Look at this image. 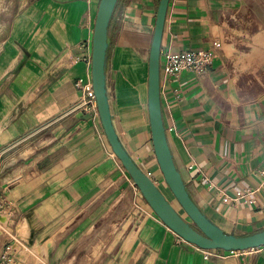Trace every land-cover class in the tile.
<instances>
[{"label":"crops","instance_id":"crops-1","mask_svg":"<svg viewBox=\"0 0 264 264\" xmlns=\"http://www.w3.org/2000/svg\"><path fill=\"white\" fill-rule=\"evenodd\" d=\"M100 1L0 0V264L6 255L10 264H264V247L206 260L169 229L114 154L99 113L78 108ZM159 1L119 0L106 75L122 144L160 188L139 103L148 109V83L131 64L153 35ZM261 40L264 0H170L162 54L216 41L223 49L205 73L162 76L168 143L194 202L237 236L264 230ZM245 188L258 190L257 203L235 202Z\"/></svg>","mask_w":264,"mask_h":264},{"label":"water","instance_id":"water-1","mask_svg":"<svg viewBox=\"0 0 264 264\" xmlns=\"http://www.w3.org/2000/svg\"><path fill=\"white\" fill-rule=\"evenodd\" d=\"M119 0H101L93 35L92 82L98 113L112 150L160 220L179 237L204 250L248 251L264 247V230L248 236L225 233L201 211L179 172L163 120L161 99V44L170 0H160L148 61V113L155 156L177 204L188 221L125 149L116 130L108 92L106 59L109 28Z\"/></svg>","mask_w":264,"mask_h":264},{"label":"built area","instance_id":"built-area-1","mask_svg":"<svg viewBox=\"0 0 264 264\" xmlns=\"http://www.w3.org/2000/svg\"><path fill=\"white\" fill-rule=\"evenodd\" d=\"M223 45L221 42L216 41L207 49H192L181 51L179 53H161V79L162 76L166 81H177L185 73H205L209 70L213 61L215 60L217 53L222 51ZM77 88L81 91V98L78 108H81L84 112L98 114L96 96L93 88L92 78L87 82L81 80L76 83ZM260 175L264 176V170L260 171ZM258 190L251 188L242 189L237 193L235 202L244 199L247 196L253 198L250 203H257ZM256 249L248 250L254 251ZM248 251H224V250H206L205 259L208 260L211 256L218 257H237ZM14 256H3V261L6 264H10Z\"/></svg>","mask_w":264,"mask_h":264},{"label":"rangeland","instance_id":"rangeland-1","mask_svg":"<svg viewBox=\"0 0 264 264\" xmlns=\"http://www.w3.org/2000/svg\"><path fill=\"white\" fill-rule=\"evenodd\" d=\"M152 32H150V36L147 40V42L144 45H139L138 47H135V54H134V59L133 62L131 63L132 66H138V72H140L138 74V76L140 77L143 73V75L139 78V81L141 83L142 79H145L146 84L148 83V61H149V52H150V47H151V42H152ZM136 57V58H135ZM137 62L138 65L135 63ZM135 68V67H133ZM142 71V72H141ZM142 85V83L140 84V86ZM140 105L142 103L145 104V112L146 114L148 113V109H147V102L141 101L140 100ZM0 172H1V164H0ZM160 188L164 191V193L166 194V196L172 201V203L174 204V206L177 208V210L188 220L189 218L187 217V215L183 212V210L180 208V206L177 204L176 200L173 198V195L171 194V192L169 191L167 185H161ZM6 208H0V218L6 220V215L7 212H5ZM1 221V220H0Z\"/></svg>","mask_w":264,"mask_h":264},{"label":"bare ground","instance_id":"bare-ground-1","mask_svg":"<svg viewBox=\"0 0 264 264\" xmlns=\"http://www.w3.org/2000/svg\"><path fill=\"white\" fill-rule=\"evenodd\" d=\"M261 43H264V41L261 40ZM243 56H244V55H243ZM130 69H131V68H130ZM130 69H129V70H130ZM133 70H134V69H133ZM130 72H131V71H130ZM134 72H135V71H134ZM141 72H142V71H141ZM139 73H140V72H139ZM136 74H137V73H136ZM143 74H144V73H143ZM137 76H138V75H137ZM141 76H142V75H141ZM141 76H140V77H141ZM140 77H139V78H140ZM143 77H144V76H143ZM0 220L3 221V222L5 221L3 218H2V219L0 218ZM40 245H41V244H40ZM40 245H39V246H40ZM43 246H45V245H43ZM46 251H47V250H46Z\"/></svg>","mask_w":264,"mask_h":264}]
</instances>
